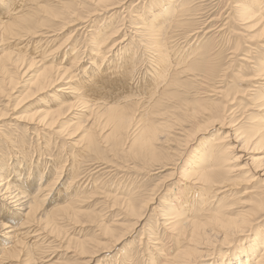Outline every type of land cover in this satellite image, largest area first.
<instances>
[{"label":"bare ground","instance_id":"bare-ground-1","mask_svg":"<svg viewBox=\"0 0 264 264\" xmlns=\"http://www.w3.org/2000/svg\"><path fill=\"white\" fill-rule=\"evenodd\" d=\"M193 1L194 0H153L150 1L147 10H145L147 12L145 17L143 15H136V19L135 21H133L134 19L132 20L130 27L134 30V37H140V40H138L139 38L136 40H138L139 46L143 47L142 49L144 54H148L146 57L144 56V59L140 60L136 57L137 51L135 52V50L133 53H130V55H126L127 53H125V51H121L122 44L125 42L124 40L127 36V25L125 22L128 23L124 16H121V14V20L119 21L121 24L117 25L113 31V36L116 37L121 30V27H124L123 30L125 31V34L120 41H116V39L115 41H112L110 45H106L107 41L111 38H103L102 33L104 31L99 30V28L101 29V23H99L100 25L98 24L99 31L96 39L91 36L93 32L88 35V32L91 31L89 29V24H87L90 19L88 16H91L92 14H99L100 12L108 13L111 10H114L113 14H119L120 12H117L119 7L122 8V13L130 15L131 12H129L130 9H128L127 5L129 0H87V2L93 4V9L92 11L87 12V17H80L81 15L79 16V14L81 12H76L77 9L72 7L71 4L73 3L75 6L74 0H0V100H7L6 104L3 105V108L8 106V100L15 92L14 90L17 87L15 86L16 79L19 77H27V79H25L27 80V83H25L28 85V92L24 97H22L20 100L21 102H25L31 98H36L40 95L39 103H34L28 107L26 106L29 108L31 106H36L37 104L38 107L36 106L35 109L31 107V109L35 111H33L30 115H16L12 117V120L14 121L13 123H5L4 120L9 118V116H7L8 113H6V110H2L0 108V136L2 137L6 128L7 130L8 128L16 129L23 122V124L20 125L21 130H25V132L29 133L31 132L30 134L42 140L44 142L43 144L48 146V143L52 140L50 138L54 135L58 137L59 134L63 133V130L60 129L62 124H64L63 121L61 123L62 119L67 117L71 123L70 126H79L80 118H82L84 114L88 115V118L85 119L86 121H88L90 117H94L96 115L97 117L95 120L92 122L90 120L91 123L86 126L88 127V133H85L86 144L82 150L77 152V154L84 156L83 154L85 153H95L99 150V141H97L98 136H96L97 134L94 135L95 132L90 133L89 131L95 129L96 125L103 123L100 126H102L101 128H104L103 130H105V127H108V134L101 136L100 141L103 143H112L110 152H113L118 148L121 149V147L126 145L125 148L127 149V153L134 152L136 155L138 154V156H141L142 158L146 157V159L148 157L149 160L158 164L161 163V160H163L162 153L164 151L157 148L156 145L169 142L168 135L172 132L171 130L174 125L177 127L179 126L178 129L185 133L184 138L188 136L191 137V132L196 133L204 131L202 132L203 134L209 132L210 130L209 136L206 137L209 141L201 146L198 152V157L195 156V160L188 166L186 172H184L179 178V180L184 183L181 185V191H178V197L174 196L172 198V195L168 196L166 201H168L169 207L167 206L164 208L162 215H159L156 211L158 208L153 206V208H155L153 211L157 214V223H155L156 226H162L163 229L168 227L165 230L172 232V235L177 238V243L180 244L185 242L184 244H181L179 249L175 250V252H177L173 258H163L165 261L164 264H177L179 261L178 259L180 258L183 259L180 264H194L195 262H198L197 264H203V260L211 256L209 250H211V248H213L216 244L226 241H234L237 243L241 242V240L242 243H240V246L242 247L239 248V250H241L238 251V253L232 258H230V256L227 257L228 255L224 254L221 261L217 264H264V231L261 232V230L258 231V229H254V224H258V222H260V216L261 220L262 218L264 219V156L259 158L250 156L246 161L248 162L250 168L244 173L245 177L243 178V181H246V184H248V182H250V184L255 183L257 187L246 190L243 193L244 196H247L246 198L249 197L247 200L244 199L243 201L241 200L242 198L239 197L235 200L237 203L239 202L238 204L243 208H240L241 210L238 212V215L229 212L230 207L223 205L227 202L229 197H234V195L226 194L227 189H225L230 187V183L233 184L236 182L232 180L231 174L235 170L239 172L242 168H244L236 167L235 164L240 161L242 157L235 156L233 151L237 150V152H241L240 155H242L252 149V151L258 150V152H261L262 155L264 154V116L257 119L247 116L248 120H253L252 125L248 123V126L251 125L249 126L251 131L247 130L248 133H241L238 132V129H235L232 126V123L234 122L233 117V120H231L233 122L229 119V115L232 114L233 111H236L239 106L233 110L231 107L227 106L235 104L233 103V100L236 99V96L242 94L246 95L245 98H248L249 96L247 100L245 99L249 104H245L246 102L242 104V102L236 101L240 106H244L242 107L244 108L243 110L250 105H255L264 109V58L259 60L261 52H259L258 48L260 47H256L254 48L256 52V54L254 53V58L247 55L246 59H243L246 64H251V67H249L250 75H247L246 73L247 76H245L247 83L245 86L254 88V92H250V89L246 90L243 87L241 90H236L231 93L233 94V97L230 96L231 98H228V92L224 93V91L218 90L215 83L218 84L221 82H215V80L216 78L218 80L225 77L226 70H218V73L221 76L217 73V71L214 74L215 70L212 67L214 64L212 63L216 61L213 62L214 59L211 58L210 52L207 51L205 47V49L201 47L203 44H201L200 47L197 46L198 44L193 47L189 46L186 50L184 47H180L179 45L177 46L178 48L174 46L178 43L173 40L175 36L174 34H176L178 28L185 21H187V18L191 15V12L193 11L191 9ZM83 2L82 4L84 5ZM263 4L264 1L260 0H238V4L236 6L237 9L239 8V16L244 21L252 20L255 23L253 27L259 25L258 28L260 31L258 37H262L264 32V14L262 12ZM137 5L138 4H135L134 6L132 5L131 10L136 12V9L138 10ZM80 8H78V10L82 9ZM85 8H87V6ZM78 17H80V21L84 19L81 21L83 24L85 22L87 24L79 26L81 27L80 30H83L82 32L86 33L93 41V44L90 46L91 50L89 51V54L88 52H82L80 50L81 48H77L79 44H76L77 46L71 44L69 48H67L68 45L63 47L59 46V50L62 48H67L68 50L64 51L65 49H62L64 57L62 60L59 59L58 65H54L53 63L49 65H41V60L43 58L36 61L37 58H40V56L42 57L44 54L48 53V50H45L46 46L45 48H42V46L47 44L51 45L54 42V29H52L51 26L54 23H60V25L57 24V28L61 25L66 26L67 28L76 23ZM105 19L106 18L104 17L102 18V23L107 22ZM186 24L187 23H185V25ZM107 27L108 26H106V28ZM87 28L89 31H87ZM54 32H56V30ZM189 33L190 34L185 36V39L188 37L195 38L197 31L191 30ZM144 37H146V42H142L141 40L144 39ZM85 38H87V36ZM196 39L197 38H195V40ZM255 40L256 39H254V41ZM170 44L172 45L170 46ZM186 45L189 44L186 43ZM4 46H9V49L4 48ZM262 46H264V44L261 45V47ZM199 48H203V51ZM29 50H31L30 53H28ZM59 50L58 48L56 49L57 52ZM101 50H103L104 53L101 57L102 63L105 61V58H109L113 61L108 62L107 65H102V63L101 65H98L95 63L94 55L95 53L97 55ZM92 51L95 52L93 53ZM86 53L90 56L88 59L90 63L88 65L96 68L89 72V74L93 75L92 77L86 73V67H79V62H81L80 59H82L80 54L82 56L85 55L84 57H86ZM66 57H70L71 60L68 64L69 67H64L65 63L63 62ZM97 59H99V56ZM252 59H255L256 62H253ZM136 61L138 63V67L135 66ZM37 65H39V68L35 70L37 73L35 74L34 72L31 74ZM73 70L75 73H73ZM76 71L80 73V76L77 80H74V77L78 76ZM259 80L262 82H258ZM64 81L65 85L61 86L60 84ZM189 82L194 83L193 86H198L199 88L201 87V89L195 90L191 101L187 100V97L185 96V94L187 95L190 92L187 89L189 87H187V83ZM248 84L250 86H248ZM8 86L11 89L9 92H6V87ZM183 88L186 89L182 90ZM198 90H204V93H207L208 91L210 93L212 92V95L209 94L208 96L213 97L216 95V97H220V94H222V97L228 98L225 100L229 101V103L226 102V105L224 106L216 105L217 107L212 105L214 109L211 108L210 104V107L207 104L209 108L205 107V112H198L199 110H196V104L199 102L197 94L200 93ZM44 95L48 97L44 98ZM84 96H87L89 99H84L86 101L82 100ZM206 99L208 102L213 101L210 99L208 100V97ZM245 100H242V98L240 99V101ZM53 101H55V103H53ZM222 101H224V99ZM201 104L203 103L201 102ZM76 107L78 113L73 114V110H75ZM180 110H184L185 118H177L175 124L173 125L172 119L174 118L172 116L175 115L176 112L179 113ZM15 111H17V109L13 108L12 112ZM64 111L67 112L65 115H63L65 113ZM13 115L14 113L11 114V116ZM233 116L235 115L233 114ZM241 118L242 120L244 118L246 119V116L244 118L241 116ZM73 120L77 121L73 123ZM237 122H239V119ZM184 123L191 124V128L194 130L186 132L185 128H182V126L185 125ZM81 132L83 131L81 130ZM199 134L200 133L197 135ZM230 140L233 144H227ZM125 148H123V150ZM80 156H77V160ZM167 156L169 157L168 154ZM41 158L39 155L36 162V166L40 163L41 169H38L40 171H34V169L31 168L30 165L32 160L28 163V161L21 159L16 161L11 167L6 164H0V235L3 237V239L0 240L2 242L0 244V264H31L35 261H38L39 263L40 256L43 260L52 257L59 247L56 246L54 242H56V237H58V234L62 231L61 225L67 221L71 222L74 219H77L81 213H84L79 206L82 205V200L84 199L82 197L83 194L85 195L83 191L86 186L88 187L90 185V182L88 177L86 178L87 181L86 179L83 180V183L86 185L85 187L83 186V189L81 187L78 188V185L77 188H75L76 183L83 179L79 177L80 174L78 172H75L76 170L74 171L75 167L79 164V161H72L69 165L66 164V158L64 159L65 164L61 165V163L58 166L57 164H54L52 160L47 159L51 161L48 166L49 161H44ZM98 158L100 159V157ZM95 163V165H97V162ZM102 165L105 166L100 169L104 170L108 167L105 163L101 164V166ZM47 166L50 170H55V177L49 183L44 185V182L42 183V177L47 169ZM101 166L98 165V167H96L99 168ZM64 168L66 170V174H69L70 177L67 181V185L65 186V191L61 194L62 197L54 196L53 198L50 197V199L47 198L51 192L54 191V187L57 185ZM67 168H69V170H67ZM160 168H163V166L161 165L159 170ZM164 168L166 169V166H164ZM36 172H40L39 182L36 185L37 188L33 191L35 186L34 179L36 181L37 175ZM177 183H179L178 180ZM177 183L175 184L177 185ZM93 184L95 183H91L92 187H94ZM58 192H60V190L57 191L56 194H58ZM190 193L192 196L189 197ZM109 196L110 195L108 194V197ZM155 197L156 195L154 194L153 197H148V199L146 198L147 200L142 204V206L140 205V208L144 209L146 206H149L148 202H152ZM160 199L161 198H159L158 201ZM214 200L216 201V204L212 205ZM122 201L127 206L125 207L126 210L128 209L131 212L129 214H132L136 218L135 223L138 226V223L141 222L144 217L143 211H139L138 207H136L133 203L134 200L131 201V198H123ZM163 202H159V206L164 204L167 205V203L163 204ZM170 203L172 205H170ZM47 204L52 207L50 210L44 211L43 207ZM111 206H113V204ZM224 207L227 208L225 209ZM8 208L15 211V214L13 213L14 216L20 217L21 222L17 225V228H14V225H9L10 222H8L9 219L7 216ZM97 216L95 215V217ZM118 229H120V227ZM253 231H256V233H253ZM249 235H254L251 240L250 237L247 238ZM115 239L116 242H120L118 238ZM154 240H156V238H154ZM174 246L176 247L177 244ZM176 248H178V246ZM160 249L163 251L162 247ZM165 249L167 248L165 247ZM172 249H174V247ZM110 250L111 249L109 248L108 251L110 252ZM94 256L95 255H91V259L89 260H93ZM164 256L166 257V255ZM50 260L48 259L47 261H44L47 263ZM125 261L126 258H123L120 264H126V262L130 260ZM50 264L59 263L51 262ZM106 264H109V261L106 262ZM127 264L130 263L128 262Z\"/></svg>","mask_w":264,"mask_h":264},{"label":"rangeland","instance_id":"rangeland-1","mask_svg":"<svg viewBox=\"0 0 264 264\" xmlns=\"http://www.w3.org/2000/svg\"><path fill=\"white\" fill-rule=\"evenodd\" d=\"M143 1H144V3H143ZM150 1H153V0H129V2H127L128 3L127 5H128V9H130L129 12H131L132 15L130 13H128L130 15H127L126 13H122L121 12L122 8L119 7L118 11H117V12H120L119 14L118 13L113 14L114 10H111L108 13H106V12L101 13L100 12L99 14H95V15L92 14L93 16L92 15L88 16L87 12L92 11L93 4H90V2H87V0H74L75 6H74V3L71 5L73 8L77 9L76 12H78V13L81 12L79 14V16L81 15L80 17H83V16L84 17H87V16L90 17L87 24H89V29L91 31H89V29L87 28V31H89L88 35H90L93 32L91 34V36H93V38L96 39L98 31L103 30L104 31V32L102 31L103 32L102 33L103 38L104 39H107V37L109 39L111 38L110 40L107 41L106 45H110V43L112 41H115L116 39H117L116 41H118V40L120 41L122 39V37H124L123 36L125 34V31L123 30L124 27H121V30L119 29L120 31L118 30L119 33L116 35V37L113 36L114 35L113 31L115 30V27L117 25L121 24V22H119L121 20L120 14H121V16H124L125 20L128 22V23L125 22V24L127 25V27L125 26L127 28V32H126L127 36L125 37V40H124L125 42H123V44H122L121 51H125V53H127L126 55H130V53H133L135 50V52L137 51L136 57L138 59L142 60L148 54H144L143 49H142L143 47L139 46L138 40H140V37H134V35H133L134 30L131 29L130 23L132 22L133 19H134L133 21H135L136 15H139V16L143 15L145 17V14H147V12L145 10H147L148 4L150 3ZM260 1H264V0H260ZM82 2L84 3V5L82 4ZM135 4H138L137 5L138 10L136 9V12H134V10H131V6L132 5L134 6ZM237 4H238V0H194L192 3L193 6L191 7V9L193 10L191 12V15L187 18V21H185L178 28L176 34H174L175 36L173 39V40H175V42H178L174 46L177 47L179 45L180 47H184L185 50L189 46L193 47V46L198 44L197 46L200 47L201 44L204 45V43H205V45L204 46L201 45V47H203V48L205 47L207 49V51L210 52L211 58L214 59L213 62L216 61V62L212 63V64H214V65H212V67L215 70L214 74L216 71L218 73L219 71L226 70L225 77H222V78L220 77L221 79H218V80L216 78L217 81L215 80V82H221V83H218V84L215 83V86L217 87L218 90L224 91V93L228 92V98L233 97V94H231V93H233L236 90L239 91L243 87L246 90L250 89L251 90L250 92H254V90H255L254 88H249V87L245 86V84L247 85L245 76L250 75L249 67H251L250 66L251 64H249V63L246 64L244 62V60L246 59L247 55L254 58V53L256 54L254 48H256V47H260V48H258L259 52H261L259 55L260 56L259 60L261 58L262 59L264 58L263 57L264 56V46L261 47V45L264 44V39H263L264 38V32H263L262 37H260V36L258 37L259 31H260V29L258 28L259 25H256V27H253V25L255 23L252 20H248V21L245 20L244 21L239 16L240 15V13L238 12L239 8L238 9L236 8ZM85 5L87 6V8H85L86 7ZM80 7L84 10H82ZM78 8H80L82 11L78 10ZM84 12H86V13H84ZM262 12L264 14V4L262 6ZM133 15H135V16H133ZM131 16H133V17H131ZM80 17H78L79 21L75 19L76 23H74L72 26L67 27V28H66V26H63V25H61L62 27L58 26V28H57V24L60 25V23H56V24L54 23L51 26L52 29H54L53 30L54 42L51 45L47 44V45L42 46V48H45V46H46L45 50H48V53L44 54V56H42V57L40 56V58H37L36 61L43 58L41 60L42 64L40 62L41 65H49L51 63H53L54 65H58L59 59L62 60L64 57V55H63L64 52H62V51L64 49H65L64 51L68 50L67 48H69V46H71V44H73L75 46H77L79 44L77 48H81L80 50L82 52L83 51H84V53L88 52V54H89V51L91 50L90 46L93 44V41H92V38H90L86 33L82 32L83 30H80L81 27H79V26H81V25L83 26L86 24V22L84 24H83V22H81L84 19L80 21V19H79ZM103 17L106 18L105 20L107 22L102 23ZM99 23H101L102 25H101V29L99 28V30H98V27L100 25ZM185 23H187V24L189 23V24L185 25ZM106 26H108L107 27L108 29L106 28ZM245 26H246V28H245ZM248 26H250V27H248ZM104 27H105V29H104ZM76 28H78V29H76ZM73 29H76V30H73ZM55 30H56V32H54ZM191 30L197 31V34L195 35L196 36L195 38H197L196 40L194 37L193 38L188 37L185 39V36L190 34L189 32ZM256 32H257V34H256ZM86 36H87V38H85ZM254 37H256V38H254ZM89 38H90V40H89ZM136 39H138V40H136ZM254 39H256V40L254 41ZM141 40H142V42L143 41L146 42V37H144V39H141ZM249 40L250 41L253 40L254 42L253 41L250 42ZM131 42H132V44H131ZM137 42H138V44H137ZM186 43H188L189 45H186ZM260 43H261V45H260ZM66 45H68L67 48H64V49L62 48L63 50L62 49L59 50L60 47H63ZM171 45L172 44H170V46ZM208 47L210 50L208 49ZM4 48L9 49V46H4ZM57 48L59 50L58 52L56 51ZM203 48H199V49H202V51H203ZM30 51L31 50H29L28 53H30ZM232 51H233V53H232ZM88 54L86 53V57H84L85 55L82 56L80 54V57L82 59H80L81 62H79V67H83V68L86 67L85 68L86 73L88 75H90V77H92L93 75L89 74V72L93 69H96V68L94 66L88 65L90 63L88 60L90 56H88ZM102 54H104L103 50L98 52L97 55L99 56V59H97L98 56L96 55V53H95L96 56L94 55V59H95L94 61L98 65H101V63H102V58H101ZM214 56H215V58H214ZM55 60H57V61H55ZM252 60H253V62H256L255 59H252ZM112 61L113 60H111L109 58H105V61H103L102 65H107L108 62H112ZM70 62H71L70 57H68V58L66 57L64 59V62H63V63H65L64 67H69L68 64ZM39 65H37L34 68V70L31 74H33L34 72H35V74L37 73L35 70H37L39 68ZM135 66L138 67L137 61H136ZM91 67H92V69H91ZM240 67L241 68L243 67V68L241 69ZM89 68H90V70H89ZM243 69H244V71H243ZM73 73H75V71ZM246 73H247V75H246ZM76 74H78V76L74 77V80H77L78 77L80 76V73L77 71H76ZM218 74H216V75H218ZM241 76H243V77H241ZM19 78L16 79V85L15 86H17V87L14 90L15 92L10 96V98L8 100V106L9 107L7 106V107L3 108V105L6 104L7 100H5V101H2L3 99L0 100L1 101L0 102V108L2 110H6V113H8L7 116H9V118L4 120L5 123H7V122L13 123L14 121L12 120V117H14L16 115L17 116H22V115L24 116L26 114L30 115L33 111H35V110L31 109V107H33L35 109L37 104H36V106H31L29 108H27V107L29 105H33L34 103L40 102V100H39L40 95L37 96L36 98H31L29 100H26L25 102L20 101L22 99V97H24L26 95V93L28 92V90H27L28 85H26L27 80H25V79H27V77L20 78V79ZM258 82H262V81L259 80ZM64 83H65V81L63 83H61L60 85L61 86L65 85ZM253 84H254V82H253ZM193 85H194V83H191V82L187 83V87L189 86L187 89L190 92L187 95L185 94V96L187 97V100H189V101L192 100V95L195 92V90L201 89V87L199 88L198 86H193ZM248 86H250V85L248 84ZM7 88H9V86L6 87V92H9L11 88H9V89H7ZM184 89H186V88H183L182 90H184ZM198 91L200 92L199 94H197L199 102H198V104H196L197 108L195 106L196 110H199L198 112H205L204 108L205 107L207 108L209 104L211 105V108L214 109V107H213L214 105H215V107H217V106L226 105L225 104L226 102L229 103V101H226L228 98L222 97V94H220V97H216L217 95L215 97H213V96H208L209 94L212 95V92L210 93L208 91L207 92L208 94H207V93L203 92L204 90H198ZM245 96L246 95L240 94V95L236 96V99L233 100L234 102L232 101L235 104L227 105L228 107H231L232 110L234 108H236L237 106H239L236 110L237 113H236V111H233V113L229 115V119H230V121L234 119L233 120L234 122L231 121V122H233L232 126L235 129H238V132H241V133L242 132L248 133V131H251L249 126H251L253 124V120H248V117H250V118L254 117L257 119L259 117L264 116V109L259 108L255 105L254 106L250 105V106L246 107L247 109L245 108V110H243L244 108H242V107H244V106L243 105L240 106L238 104V102H242V104H244L246 102V100L249 98V96H248V98H245ZM45 97H48V96L44 95V98ZM207 97H208V100L210 99L213 101L208 102L206 99ZM241 98H242V100H245V99L246 100L240 101ZM84 99H89V98L87 96H84V98H82V100H84ZM223 99H224V101H222ZM84 101H86V100H84ZM236 101H238V102H236ZM201 102L203 104H201ZM206 102H208V103H206ZM53 103H55V101H53ZM245 104H249V103L246 102ZM190 105H192V104H190ZM198 105H200V106H198ZM203 105H204V107H203ZM210 105H209V107H210ZM13 108L17 109V111L12 112ZM78 109H80V108H78ZM64 112H63L64 113L63 115H65L67 113L66 111H64ZM180 112L179 113L176 112L175 115L172 116L174 118V119H172L173 125L175 124L177 118H180V117L182 119L185 118L184 110H180ZM13 113H14V115L11 116V114H13ZM74 113H78L77 107L75 110H73V114ZM233 114L235 116H233ZM241 116L243 118L246 116L247 120L245 118L242 120ZM96 117L97 116L95 115L94 117H90L89 120L86 121L85 119L88 118V115L84 114V116L82 118H80V125L79 126H76V125L70 126L71 123L69 122V119H67V117L62 119L61 123L63 121V123L66 124V125L62 124V127L60 128L63 130V133L59 134V136H58L59 138L55 135L52 138H50L52 140H50V142L48 143V146L43 144L44 142L42 140H40L37 137H35L34 135L30 134L31 132L29 133V132H25V130H21L20 125H22L23 122L16 129L8 128V130H7V128H6V131L3 134L4 136L3 135H2V137L0 136V164H2V165L6 164L7 166L11 167L16 161H19L21 159L24 161L25 160L28 161V163L30 160H32V163L30 165L31 168L34 169V171H40V170H38V169H41L40 163L38 164V166H36L37 158L39 157V155H40V158L43 157L41 159H43L44 161H49L47 159H50L54 162V164H57L58 166L61 163H62L61 165H64L65 164L64 159L67 158L66 164H69V165L72 163V161H75V160L79 161V164L76 166L77 169L75 167L74 171L76 170L75 172L76 173L78 172L80 174L79 177H81V179L82 178L83 179L80 180V182L76 183L75 188H77V185H78V188L81 187L83 189V186L84 187L86 186L85 183H83V180L89 177L88 180L90 182V185L88 187L86 186V188L84 189L83 193H85V195L84 194L82 195V197L84 199L82 200V205L79 206L80 209L85 214L81 213V215L77 219H74L71 222L67 221L61 225L62 231L58 234V237H56V239H57L56 242H54L55 245L59 246V247L57 248L58 250L54 253V255L52 257L48 258L49 260L51 259L49 262H47L48 264H50L51 262L52 263L58 262L59 264H106V262H108V261H109V264H118V263L120 264V262L122 261L123 258L124 259L126 258V261L130 260V261H128L130 264H151V263L152 264H164V262H165L164 259H168V258L170 259V258H173L175 256V254L177 252V251L175 252V250H177L181 247L183 240L182 239H181L182 241L179 240L182 243H180V244L177 243V240H176L177 238L174 235H172V232L165 230L168 227L163 229L162 226H156L155 223H157V214L155 213V211H153V209H155V208H153V206L157 207L158 208L156 210L157 213L159 215H162L164 208H166L167 206L169 207V203H168V201H166L168 196L172 195V198L174 196L178 197L177 196L178 191H181V189H180L181 185H183V183H184L181 180H179V178L184 172H186V170L188 169V166L195 160V158L198 157V152H199L201 146H203V144H206L209 141L206 137L209 136L210 130H209V132L203 133V134H202V132H204V131H200V132H196V133L191 132L190 133L191 137L188 136V137L184 138L185 133L183 131L181 132V130L178 129L179 126L177 127L174 125L173 129L171 130L172 132L169 133L170 135H168L169 142L156 145L157 148H160V149H162V151H164L163 152L164 154L162 153V156H163L162 159L163 160L160 161L161 163L157 164V163L149 160L148 157H147V159H148L147 160L146 157L142 158L141 156H138V154L136 155V153H134V152L133 153L132 152L127 153V149L125 148L126 145L121 147V149L118 148L117 150L110 152V149L112 147V143L111 142L103 143L100 141L101 136L108 134V131H107L108 127H105V130H103L104 128H101L102 126H100L103 123H101V124L98 123L99 125H96V128L92 129L89 132L90 133L95 132L94 135L97 134L96 136H98L97 141H99L98 142L99 143L98 144L99 150L96 151L95 153H85V154H83L84 156H80L79 154H77V152H79V150H82L84 148V145L86 144L85 143V133L86 134L88 133V127H86V126H88L92 121H94ZM232 117H233V119H232ZM238 119H239V122H237ZM90 120H91V122H90ZM178 120H180V119H178ZM76 121L77 120H73L72 122L75 123ZM248 123H250L251 125L248 126ZM68 124H69V126H68ZM184 124L185 125H183L182 128L183 129L185 128L186 132L189 130H192V131L194 130L193 128H191V124H188V123H184ZM97 127H99V128H97ZM236 127H238V128H236ZM79 128H80V130H79ZM241 128H243V129H241ZM81 130L83 132H81ZM98 130H100L101 132ZM74 131H75V133H74ZM198 133H200V134L197 135ZM67 134H68V136H67ZM170 137H172V138H170ZM180 137H183V138H180ZM193 137H195V138H193ZM215 137H216V135H215ZM128 139H127V141H128ZM227 144H233V142L230 140L227 142ZM78 147H80V148H78ZM123 148H125V149L123 150ZM75 149H76V151H75ZM123 151H125V152H123ZM168 151H170V152H168ZM251 151H252V149L247 151L246 154H242V155H240L241 152H237V150L233 151V154L235 156H241L242 157V159L235 164L236 167H238V168L244 167V168H242V170L239 172L235 170L236 172L234 171L231 174L232 180L236 181L233 183L235 186L232 183H230L231 184L230 187H227L225 189H227L226 194L234 195V197L233 196L229 197L227 200L228 203L226 202L223 205H227V207H230L229 212H232L235 215H238V212H240V210L243 209L238 204L239 202L237 203V201H235V200H237L238 197L242 198L241 200H243V201H244V199L247 200L249 197L246 198L247 196H244L243 193L246 190L257 187V185L255 183L250 184V182H248V184H246L245 183L246 181H243V178L245 177L244 173L247 172L250 168L248 165V162H246L247 159L250 156H253L254 158H259L261 156H264V154L262 155L261 152H258V150H256L257 152L255 150L252 152ZM128 154H129V156H128ZM167 154L169 155V157L167 156ZM111 155H112V157H111ZM77 156H80L82 158L78 157L79 159L77 160ZM98 157H100V159ZM104 158H105V160H104ZM164 158H167V159H164ZM71 159H73V160H71ZM167 161H169V162H167ZM50 162L51 161L48 162V166H49ZM95 162H97V165H95L96 164ZM101 162H103V163H101ZM104 163L106 164V166L108 165V167L105 168L104 170L100 169V168L105 166V165L101 166V164H104ZM98 165L101 167L97 168ZM161 165L163 166V168H160V170H159V167ZM48 166H47V169H46V171L42 177V183L44 182V185L49 183L55 177V170L54 171H52V169L50 170ZM164 166H166V169L164 168ZM69 168H67V170H69ZM35 169H37V170H35ZM174 169H176V170H174ZM48 170H50V171H48ZM87 170H89V171H87ZM65 171L66 170L64 168L63 172L61 173V177H60L57 185L54 187L55 188L54 191H52L51 194L47 198L50 199V197L53 198L54 196L62 197L61 194L65 191V186L67 185V181L69 180V177H70V175L66 174ZM68 173H69V171H68ZM39 175H40V172H38L36 175V181L34 179L35 186H34L33 191H35V189L37 188L36 185L39 182ZM177 180L179 183H177ZM86 181H87V179H86ZM93 182L95 183V184H93L94 187L91 186V183H93ZM175 183H177V185ZM164 184H166V185H164ZM163 189H165V190H163ZM59 190H60V192H58V194H56V192ZM150 191H153V192H150ZM129 192H130V194H129ZM108 194L110 195L109 197H108ZM111 194L113 197L111 196ZM154 194L156 195V197L152 200V202H148L149 206H146L144 209H141L140 207L148 199V197L151 198V197H153ZM137 195H138V197H137ZM139 196H140V198H139ZM146 196H148V197H146ZM190 196H192L191 193L189 194V197ZM115 197H117V198H115ZM123 198H131V201L134 200L133 203L136 205V207H138L139 211H141V210L143 211L144 217H143L142 221L138 223V226L135 223L136 218L132 214H129L131 212L128 209L126 210L125 207H127V206L123 203V201H122ZM159 198H161V199L158 201ZM195 199H196V197H195ZM140 200L142 201V203ZM214 201L212 202V205L216 204V201L215 202ZM159 202H161V203L163 202V204L167 203V205L164 204V205L159 206ZM112 204H113V206H111ZM170 205H172V204L170 203ZM236 205H239V206H236ZM51 207L52 206L47 204L43 207V210L48 211V210H50ZM227 207H224V208L226 209ZM145 209H146V211H145ZM235 211H236V213H235ZM13 213L15 214V211L8 208L7 216L9 219L8 222H10V224L9 223L8 224L14 225V228H17V225L21 222V220H20V217L14 216ZM95 215L96 216L98 215L97 216L98 218L95 217ZM235 215H232V216H235ZM87 216H91V217H87ZM146 221H148V222H146ZM259 221L260 222H258V224L257 223L254 224L255 225L254 229L255 230L258 229V231L261 230V232H263L264 231V219L262 218V220H261V216H260ZM100 222H102V223H100ZM143 222L145 223V225ZM110 224H112V225H110ZM108 225H110V226H108ZM119 227H120V229H118ZM259 227H260V229H259ZM141 228H143V229H141ZM151 228H152V230H151ZM253 233H256V231H253ZM150 236H152V237H150ZM153 236H155V237H153ZM253 236L249 235V236H247V238L250 237V240H251L253 238ZM149 237H150V239H149ZM162 237H164V238H162ZM70 238H71V240H70ZM115 238H118L120 242H116ZM154 238H156V240H154ZM1 239H3V237L0 235V240ZM148 240H149V242H148ZM158 240H159V242H158ZM79 241H80V243H79ZM97 242L99 243V245ZM150 242L153 244H151ZM226 242L216 244L213 248H211V250H209L211 256L209 258L204 259L202 263L203 264H217L218 262L221 261L224 254L228 255L227 257L230 256V258H232L233 256H235L238 253V251L241 250V249L239 250V248L242 247V246H240L241 245L240 243H242V240H241V242H237V243L234 241H232V242L226 241ZM1 243L2 242L0 241V244ZM162 243H163V245H162ZM106 244H108V245H106ZM176 244H177L178 248H176L177 246L176 247L174 246ZM152 245H153V247H152ZM78 246H79V248H78ZM161 247H162L163 251H161V249H160ZM165 247L167 249H165ZM173 247H174V249H172ZM109 248L111 249L110 252L108 251ZM79 250H80V252H79ZM160 251H161V253H160ZM82 254H84V255H82ZM88 254H89V256H88ZM91 255H95L96 257L94 256L93 260L90 261L89 259H91V257H90ZM164 255H166L167 258ZM128 258H130V259H128ZM48 259H44V260L47 261ZM44 260L40 256L39 263H38V261H35L31 264H47V263H45ZM178 260H179L178 261L179 263L177 262V264H180V262L183 259L180 258ZM116 261H117V263H116ZM128 262H126V264ZM197 263L198 262H195L194 264H197Z\"/></svg>","mask_w":264,"mask_h":264}]
</instances>
